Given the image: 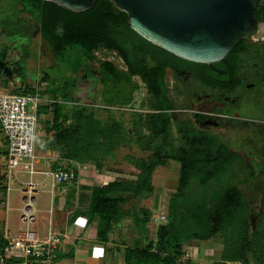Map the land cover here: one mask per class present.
<instances>
[{
  "label": "trees",
  "instance_id": "trees-1",
  "mask_svg": "<svg viewBox=\"0 0 264 264\" xmlns=\"http://www.w3.org/2000/svg\"><path fill=\"white\" fill-rule=\"evenodd\" d=\"M15 6L19 31L28 40L14 47L15 34L9 27L0 29V38L5 39L0 48V78L3 69L11 67L7 61L11 49L21 55L14 63L17 66L31 58L29 37L35 24L54 63L67 66L76 76L77 87L88 84L95 90L102 88L100 94L105 102L102 108L96 104L79 105V100L72 98L66 99V103L78 104L68 109L59 105L57 98L40 105L37 116L49 118L45 133L52 134L45 144L58 151L66 167L75 170L78 165L92 164L98 173L116 158L120 147L136 146L149 153L144 158L125 157L137 171L135 180L115 179L92 188L86 214L88 222L95 221L97 241L112 244L110 235L123 220L130 218L137 235L130 243L122 241L124 264H180L187 243L210 241L215 237H220L223 244L220 261L215 264H264V191L253 225L251 207L245 205L243 193L229 180L232 172H247L252 179L258 175L264 177V165L256 167L218 135L197 131L189 123L171 117L169 111L174 108L163 84L166 65L160 70L154 59L165 56L181 64L205 66L177 59L142 39L128 27L127 15L110 0H98L90 11L82 14L45 0H17ZM260 10L259 3L258 17ZM102 51L113 53L123 69L96 58L94 54ZM146 60L148 66L144 65ZM24 75L23 66L15 76L22 83L20 77ZM11 77L12 74L2 81L7 84ZM134 77L150 94L147 105L150 112L144 115L131 112L126 118L122 110L142 88L133 81ZM41 78L42 82L49 79L46 73ZM28 86L22 83L12 93L36 94ZM109 93L115 98L109 97ZM258 109L264 115L263 105ZM169 161L179 164L178 184L168 200L165 223L151 236L148 227L151 211H137L133 203L153 195L154 172ZM58 166L53 165L52 171L58 170ZM7 245L0 231V260L5 264L14 263L5 259Z\"/></svg>",
  "mask_w": 264,
  "mask_h": 264
},
{
  "label": "rangeland",
  "instance_id": "rangeland-1",
  "mask_svg": "<svg viewBox=\"0 0 264 264\" xmlns=\"http://www.w3.org/2000/svg\"><path fill=\"white\" fill-rule=\"evenodd\" d=\"M17 0H0V29L9 27L10 32L15 34V44L14 47H17L19 44H26L28 37L24 34H21L17 21V11H16V4ZM25 18H29L26 15L22 16ZM32 28H34V32L29 37V53L31 54L32 50L34 54V50H38V57L36 60L31 58L29 61L20 64V66H14L15 73L12 72V76L20 74L21 68L24 66L25 75L20 77L22 79L23 85L28 84V87H32L35 90L40 98L44 101L42 105H45L47 100L53 101L57 98V102L59 105L64 107L72 108L74 107L73 103H66V99H76L79 100V105L85 106H92L96 104L98 108L104 107L105 102L102 99V88H98L97 90L90 88L88 84L81 85L77 87L74 83L76 81V76L67 68V66L63 64H55L52 56L48 50V48L43 44L41 41L38 33H37V26L32 24ZM18 32L20 34H18ZM5 39L2 37L0 38V48L2 43ZM9 44V43H8ZM9 46L12 48L13 45ZM96 58L101 61H108L116 65L118 68L122 66L121 61L113 54L107 53L105 51L98 52L94 54ZM19 52L15 49H11L8 61L12 64L18 60ZM72 62V61H71ZM20 69H19V68ZM42 73H46L49 77L47 81H41ZM22 75V74H21ZM14 79H18L17 76ZM20 80H16L15 87H19L22 85ZM138 84V82H136ZM140 87V86H139ZM141 89V88H140ZM142 90H138L135 95L134 99H136L135 105L128 106L122 112L126 113V118L129 117L128 114L131 112H138L140 114H145V111L149 110L147 106H145L144 100L145 97L140 96L142 94ZM113 94V93H112ZM109 93V97H114ZM139 98V99H138ZM146 107V109L143 107ZM202 107L211 108V104H201ZM262 107V105H261ZM264 107V106H263ZM250 109V108H249ZM248 109V110H249ZM150 112V110H149ZM148 112V113H149ZM117 113V112H115ZM147 113V112H146ZM250 117L253 118H261L264 120V115L261 117L258 115L257 111L250 110ZM117 115V114H116ZM99 116L104 117V114L99 113ZM45 117L41 115L38 119H42ZM43 120H46L43 118ZM45 121L38 120V128L36 133V144L40 147V145L44 146L45 143L44 139L40 137V133L46 129L47 124L44 123ZM46 124V125H45ZM35 154H36V145H35ZM147 152H142L136 146L133 147H120L116 151V158L113 161H110L106 164V167L103 168L100 175L101 181L105 182H112L115 179L118 180H128L133 181L135 180L137 171L132 167L127 160L125 159L126 156L134 157V158H144L148 155ZM37 156V154H36ZM264 159V155H262ZM256 167H262L261 162H257V160L253 161ZM179 178V164L174 161H169L165 166L159 167L155 170L153 175V186H154V193L150 198L139 200L136 203H133L134 208L139 211L140 209L151 211V219L153 215L158 213L165 214L168 200L171 194L176 190ZM229 180H231L233 185L239 187L241 192L243 193V201L247 207H251L253 215H252V224L255 225L257 220V213L259 211L261 205V196L264 191V177L258 175L257 178L252 179L247 172L236 173L232 172ZM50 187V185L48 186ZM17 185L9 186V199L6 204L0 203V219L5 220V223L0 220V231L4 232V230H9V238L14 239L15 232L17 230H21V232H25L21 229V220L20 216L21 213L18 210H15L20 205L22 206L21 197L22 194L16 191ZM47 188V187H46ZM5 195V194H4ZM3 195V196H4ZM3 198V197H2ZM36 199L40 202L45 201L42 203V208H47L49 204L48 195L40 194L36 197ZM14 210V211H12ZM5 214H4V213ZM87 212V211H86ZM256 214V215H255ZM5 215V217H4ZM13 217L11 223H9V218ZM46 225V224H45ZM44 225V226H45ZM123 226L122 230L123 233L126 235L127 239L129 240L128 243L132 239H134L137 235V230L135 224L132 219L126 218L120 224ZM150 229L151 236H154V233L157 229V225L153 224L152 220L148 225ZM5 228V229H4ZM121 228H117L121 230ZM188 245L184 247V255H186L188 264H215L220 261V256L223 251V244L220 237H215L210 241H195L192 240ZM120 257V258H119ZM12 264V263H10ZM116 264H123L122 254L118 256V260Z\"/></svg>",
  "mask_w": 264,
  "mask_h": 264
},
{
  "label": "flooded vegetation",
  "instance_id": "flooded-vegetation-1",
  "mask_svg": "<svg viewBox=\"0 0 264 264\" xmlns=\"http://www.w3.org/2000/svg\"><path fill=\"white\" fill-rule=\"evenodd\" d=\"M260 6L256 34L214 65L221 73L207 66L181 64L165 56L154 60L160 70L166 65L163 84L174 108L169 111L171 117L189 123L197 131L218 135L249 162L257 160L264 164V120L250 117L251 109L261 117L258 108L264 106V0H260ZM148 63L146 60L144 65ZM133 81L142 86L140 96L145 97L147 106L150 100L147 88L137 77ZM136 102L133 98L129 106ZM205 103L211 104V108L201 106Z\"/></svg>",
  "mask_w": 264,
  "mask_h": 264
},
{
  "label": "crops",
  "instance_id": "crops-1",
  "mask_svg": "<svg viewBox=\"0 0 264 264\" xmlns=\"http://www.w3.org/2000/svg\"><path fill=\"white\" fill-rule=\"evenodd\" d=\"M38 54V50L35 49L32 58L36 60ZM14 66L17 65L12 64L6 76L0 78V93L2 94L12 93L17 87L15 85L18 79L15 80V76H12L7 84L2 81L8 78L12 72L15 73ZM45 102L49 103L50 101ZM43 118L38 120L45 121L44 123L47 124L49 118ZM51 135V132L46 134L45 130L40 133V137L44 141ZM43 144L44 146L40 145V147L35 144L38 157L35 165L37 173L29 175L25 166L21 165L13 171L12 176L6 177L8 142L0 128V179L6 178L8 187L10 183L12 186L16 184L15 190L22 194V206L15 209L21 213V229L32 231L39 240L45 239L51 231L65 236L61 240L52 264H116L118 256L123 251L122 241L129 242L123 233V226L120 225L118 228L122 227L121 230L115 229L110 235L112 244L105 245L97 241L95 221L88 222L86 214L92 188L109 182L101 181L102 175L92 164H81L75 167L77 179L74 184L54 185L46 173L52 171V166L56 163L59 165L56 169L65 168L67 164L60 160L58 151L50 149L45 143ZM27 183L33 184V189L30 190ZM49 185L50 187H48ZM40 194L48 195L49 204L45 209L42 208V203L45 201L40 202L36 199ZM8 199L9 190L3 196L1 204L7 205ZM0 220L5 223V220ZM12 220L13 217H10L9 223ZM22 233L23 231L17 230L14 239L21 236ZM3 234L6 239H12L9 238V230H4Z\"/></svg>",
  "mask_w": 264,
  "mask_h": 264
},
{
  "label": "water",
  "instance_id": "water-1",
  "mask_svg": "<svg viewBox=\"0 0 264 264\" xmlns=\"http://www.w3.org/2000/svg\"><path fill=\"white\" fill-rule=\"evenodd\" d=\"M76 14L98 0H45ZM128 27L182 61L214 68L257 32L260 0H110ZM10 70H3L2 76Z\"/></svg>",
  "mask_w": 264,
  "mask_h": 264
},
{
  "label": "built area",
  "instance_id": "built-area-1",
  "mask_svg": "<svg viewBox=\"0 0 264 264\" xmlns=\"http://www.w3.org/2000/svg\"><path fill=\"white\" fill-rule=\"evenodd\" d=\"M44 101L36 93L34 95H17L0 93V128L8 142L7 174L24 165L29 175L37 173L35 154L36 133L38 128L37 110ZM54 185H71L76 182V171L72 167H65L46 173ZM7 179H0V200L9 190ZM33 189V184L27 183ZM153 224L157 227L166 221L165 214L152 216ZM65 237L59 233L50 232L48 236L39 240L32 231H25L15 239H7L5 259L20 264H52L55 253ZM186 255L180 259V264H187ZM0 264H5L0 260Z\"/></svg>",
  "mask_w": 264,
  "mask_h": 264
}]
</instances>
